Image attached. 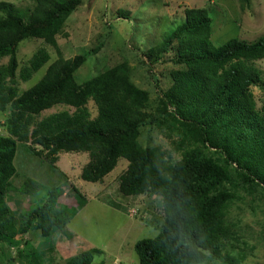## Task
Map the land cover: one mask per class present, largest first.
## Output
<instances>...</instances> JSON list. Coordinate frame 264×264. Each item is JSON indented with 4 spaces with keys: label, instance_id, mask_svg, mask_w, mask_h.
I'll use <instances>...</instances> for the list:
<instances>
[{
    "label": "trees",
    "instance_id": "16d2710c",
    "mask_svg": "<svg viewBox=\"0 0 264 264\" xmlns=\"http://www.w3.org/2000/svg\"><path fill=\"white\" fill-rule=\"evenodd\" d=\"M238 2L243 10L250 0ZM80 3L32 0L20 7L0 1V59L7 57L0 64V110L8 112L6 133L0 132V252L7 259L9 247L16 246L17 257L26 264H42L39 253L45 250L18 247L16 235L34 231L49 237L53 230L63 231L72 216V210L57 204L56 190L20 217L9 209L17 145L24 143L53 169L60 152H87L80 178L90 182L102 181L119 158L127 160L118 176L119 192L153 196L163 213L157 235L134 244L138 264H240L244 255L231 249L241 237L228 212L238 189L260 190L264 196V106L257 107L251 89L260 83L264 87L261 71L252 65L264 57V34L254 41L231 38L214 46L206 9L186 7L180 23L141 51L150 70L173 65L171 83L154 101L133 83L125 62L77 81L75 72L87 56L64 58L56 35ZM28 38L42 39L58 56L20 92L19 79L28 80L50 59L41 47L19 67L17 50ZM56 104L74 110L36 120ZM146 125L163 132L169 148L143 146L139 136ZM26 184L22 189L29 192ZM99 251H81L65 264H91Z\"/></svg>",
    "mask_w": 264,
    "mask_h": 264
},
{
    "label": "rangeland",
    "instance_id": "374dc122",
    "mask_svg": "<svg viewBox=\"0 0 264 264\" xmlns=\"http://www.w3.org/2000/svg\"><path fill=\"white\" fill-rule=\"evenodd\" d=\"M0 1H10L20 7L32 4V0ZM186 7L206 9L211 18L210 41L214 46L231 38L254 41L264 34V0H250L249 6L243 10L238 0H81L56 35L58 48L64 58L86 54V61L75 72L78 82L125 62L129 65L133 83L147 90L151 99L156 101L160 90L171 83L169 72L173 65L166 62L150 70L141 51L160 42L180 23ZM100 43V49L93 53L92 49ZM41 47L49 52L50 59L28 80L19 79L20 92L37 82L58 54L42 39L28 38L18 47L19 67L26 65ZM6 61L7 57H3L0 64ZM252 65L261 71L264 81V57L254 60ZM251 89L257 107L261 108L264 106V87L261 88L260 83ZM88 106L94 116L93 103L90 101ZM59 110L71 112L74 108L56 104L43 110L36 120ZM7 114V111L0 110L1 133H6ZM139 141L143 146H170V139L163 132L148 125L141 127ZM88 159L87 152H60L56 169H53L43 155H36L27 150L24 143H18L14 159L16 175L6 199L9 209L15 217H20V212L43 203L50 191L56 190L57 204L72 210V216L63 231L53 230L49 237L29 231L25 235L17 234L15 243L27 250H45L39 251L40 256H44L42 264H65L70 257L91 248L100 250L93 255L91 264H138L134 244L159 232L163 222L160 204L148 194L125 196L119 192L118 176L127 166L124 158L118 159L102 181L83 180L80 172ZM24 184L31 188L29 192L23 191ZM228 219L241 237L238 242H233L235 246L231 249L232 253L244 255L240 264H264L262 192L238 189L236 198L229 205ZM8 255L6 259L0 252V264L27 263L17 257L16 246L9 247Z\"/></svg>",
    "mask_w": 264,
    "mask_h": 264
}]
</instances>
